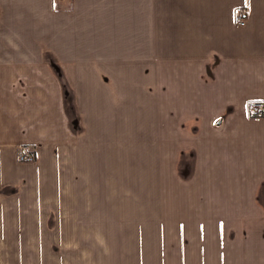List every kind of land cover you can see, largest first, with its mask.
I'll use <instances>...</instances> for the list:
<instances>
[{
	"label": "crops",
	"instance_id": "crops-1",
	"mask_svg": "<svg viewBox=\"0 0 264 264\" xmlns=\"http://www.w3.org/2000/svg\"><path fill=\"white\" fill-rule=\"evenodd\" d=\"M254 99L264 0H0V264H264ZM118 123L156 147L158 200L100 185Z\"/></svg>",
	"mask_w": 264,
	"mask_h": 264
},
{
	"label": "rangeland",
	"instance_id": "rangeland-1",
	"mask_svg": "<svg viewBox=\"0 0 264 264\" xmlns=\"http://www.w3.org/2000/svg\"><path fill=\"white\" fill-rule=\"evenodd\" d=\"M128 101L131 104L127 109L128 114L126 113L128 115V121H131L133 125L136 124V126H139L140 99L139 97H132L129 98ZM123 110H125V108H123ZM122 120L121 122L124 123L125 121L123 118ZM106 125L108 126L109 124L106 123ZM119 125L120 124L118 123L117 127ZM141 132L142 131L139 130V128L119 129V127L112 129V131H109V129L101 131V139H104L105 143H108V138L111 137L113 143L112 145H104V140H102V145L95 147L97 152L101 154L100 170L102 177H100V185L102 187L108 186L109 180H111L112 184V178L109 179L110 177H108L110 171H112L113 174L115 172L116 176L115 179L113 178V182L115 180V185H117V187L126 184L125 179L127 175L128 183L131 181L133 186L148 185L150 190V200L156 201L158 200V186L164 187L171 185V183H168L167 179L161 177L164 172L162 171L161 165L156 161V147L154 145L145 147L138 144L139 141L137 139L140 138V136H144ZM145 133L147 136L151 137V130L146 131ZM152 133H154V131H152ZM151 138L150 141L152 142L154 137ZM125 141L127 144H124ZM130 141L134 144H131ZM114 155L116 156V160H114ZM167 171L168 169L166 168L165 172ZM142 178L146 179L147 182L142 183ZM160 178L163 179L162 183ZM128 197H131L130 191Z\"/></svg>",
	"mask_w": 264,
	"mask_h": 264
},
{
	"label": "built area",
	"instance_id": "built-area-1",
	"mask_svg": "<svg viewBox=\"0 0 264 264\" xmlns=\"http://www.w3.org/2000/svg\"><path fill=\"white\" fill-rule=\"evenodd\" d=\"M249 8L246 4H238L234 8V21L237 25H244L249 18ZM248 113L252 117H264V102L254 99L249 102ZM20 161H34L36 153L30 145L22 144L18 147Z\"/></svg>",
	"mask_w": 264,
	"mask_h": 264
},
{
	"label": "snow or ice",
	"instance_id": "snow-or-ice-1",
	"mask_svg": "<svg viewBox=\"0 0 264 264\" xmlns=\"http://www.w3.org/2000/svg\"><path fill=\"white\" fill-rule=\"evenodd\" d=\"M248 2V0H246V3Z\"/></svg>",
	"mask_w": 264,
	"mask_h": 264
}]
</instances>
